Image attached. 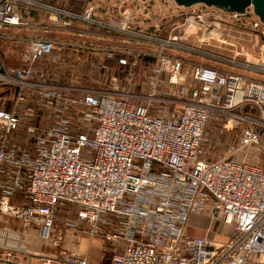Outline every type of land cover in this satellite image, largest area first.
<instances>
[{"label": "built area", "instance_id": "obj_1", "mask_svg": "<svg viewBox=\"0 0 264 264\" xmlns=\"http://www.w3.org/2000/svg\"><path fill=\"white\" fill-rule=\"evenodd\" d=\"M147 4L0 0V41L20 38L16 28L24 40L40 31L26 67L0 66V85L44 91L49 106L64 90L79 94L70 111L55 107L51 123H38L35 107L22 112L32 101L26 94L12 109L0 106V264H89L65 247L58 216L70 213L64 224L98 239L110 264H264V167L249 156L264 157V62L253 65L261 78H250L181 54L203 53L190 43L223 38L230 22L264 37V22L252 9L202 3L180 6V20L154 19ZM30 10L43 16L35 22ZM81 22L106 30L93 32L100 43L91 54L115 58L118 75L99 84L51 82L33 63L69 43L57 34L81 32ZM226 106L234 108L226 118L234 127L229 156L213 160L206 129L219 126L215 111ZM203 217L229 227L228 235L219 240V229L201 226ZM202 228L204 235H192Z\"/></svg>", "mask_w": 264, "mask_h": 264}, {"label": "rangeland", "instance_id": "obj_2", "mask_svg": "<svg viewBox=\"0 0 264 264\" xmlns=\"http://www.w3.org/2000/svg\"><path fill=\"white\" fill-rule=\"evenodd\" d=\"M76 10L79 11V7ZM153 11L155 15L153 17L154 19L158 17H165L167 14V11L164 10ZM36 12L40 11L36 10ZM96 17L97 19L108 20L106 19L105 15L101 17L99 14H97ZM179 17L180 16L174 15L173 19L177 21L180 20ZM230 23H228L226 26V36L221 39H218V36L214 35L212 38L202 44L200 41L199 43H195V45L194 43L189 42L192 46H197L198 49L204 51L203 53H194L190 51L181 52V50H178V52H181L182 56H184L186 59L188 58V62H203L216 66L220 65L222 68L226 69H228L227 67L229 66L233 71L241 73L250 78H261L260 75L255 72L257 68H254L253 65L257 67L259 66V63L264 62V52H260L264 44V37L256 30H243L244 27H242L237 21ZM77 29H79L81 32L62 30L61 33L57 34L63 41H71L64 47L57 45L55 48L57 49L56 53L52 51L49 54V57L34 62L33 67L38 71L43 70V77L48 78L54 83H62L72 86L86 85L88 82L99 84L100 82L98 81L101 78L103 82L108 83V78L110 76L118 75L117 73L115 74L111 72H115V70L120 68L115 58L109 59L107 55L91 54L93 47L97 43H100V41H98L93 35V32L102 33L106 30L101 28V26L87 22H81ZM14 32L18 34L17 36L20 38L0 41V66H5L8 69H21L29 64L30 46L32 40L34 41L35 37L37 36L33 31H30V35L25 36L24 40L22 39V28H16L14 29ZM162 33L167 34L164 30ZM110 81L111 80H109V82ZM6 87L7 86L5 85H0V96H2V102L0 103V106L3 108L12 109L14 107V101L16 106L18 94H26L28 98H32V101H29L28 104H22L20 108L22 112L28 107L37 108L36 121L38 123H51V118L48 119V117H50L49 115L54 112L56 106L62 112L70 111L72 108L71 105H74L71 100L76 95H79L64 90L62 98H55L54 103L56 105L49 106V102L52 101V98L43 96V94L40 93L44 91H35L34 94H31L28 89L22 90L18 88L15 93V86H11L9 89H6ZM14 93L15 96H13ZM6 98H8L10 102H4ZM11 99L13 101H11ZM233 110V107L226 106L225 109L221 111H215L220 112L219 114L221 121L220 123L218 122L219 126L215 127L213 125L214 123H210L206 129V135L208 139H206L203 146L209 149L210 152L208 157H212L213 160L214 158L218 159L220 157L229 156L227 144H230L231 142L232 135H230V132H234V127L226 121V118L229 116L228 114H232ZM52 120H54V118H52ZM55 121L56 119L54 122ZM241 134L242 132L240 131L236 136L237 145H239ZM249 156L253 163L264 167V157L262 154L255 150L252 151V153H249ZM74 208L75 207H71L70 209L68 208V210L71 211V209ZM66 210L67 209L63 210L62 214ZM68 216H72L71 213ZM68 216H58V225L61 229H63L64 232L65 247L76 248L81 254L86 255L89 260V264H110V258L112 255L110 252V254H105L103 252L98 243V239L96 241L89 236H83L82 234L75 233V230L71 225L66 226L64 224ZM10 225L17 229L22 226V224L18 221H12ZM201 226H211L213 228L219 229L220 232L216 236L219 240L226 237L230 231L229 227L219 222L211 223L207 217H203ZM205 232L206 228H202L200 232H192V235L200 236L204 235ZM30 238V240L36 245L40 242L33 237Z\"/></svg>", "mask_w": 264, "mask_h": 264}, {"label": "water", "instance_id": "obj_3", "mask_svg": "<svg viewBox=\"0 0 264 264\" xmlns=\"http://www.w3.org/2000/svg\"><path fill=\"white\" fill-rule=\"evenodd\" d=\"M182 6H191L194 4H206L208 6L218 7L220 9L244 13L252 9L254 14L264 22V0H174Z\"/></svg>", "mask_w": 264, "mask_h": 264}, {"label": "crops", "instance_id": "obj_4", "mask_svg": "<svg viewBox=\"0 0 264 264\" xmlns=\"http://www.w3.org/2000/svg\"><path fill=\"white\" fill-rule=\"evenodd\" d=\"M45 2H54L55 0H42ZM148 4L147 7L152 10H164L167 11V14H169L170 17H174V15H177V10L180 6L177 4L174 0H147ZM140 4V3H138ZM142 5V4H140ZM26 16L30 17L31 20L34 19L35 22L37 20L39 21V17L41 18L43 14L41 12H36V10H30L28 13H25ZM36 35L40 33L39 30L37 32H34Z\"/></svg>", "mask_w": 264, "mask_h": 264}]
</instances>
